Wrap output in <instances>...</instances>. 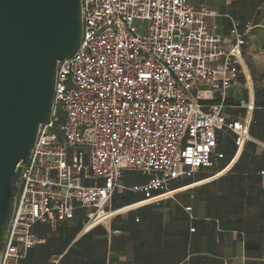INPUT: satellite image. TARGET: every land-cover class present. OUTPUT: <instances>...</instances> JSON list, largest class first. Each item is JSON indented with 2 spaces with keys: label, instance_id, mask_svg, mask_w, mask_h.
<instances>
[{
  "label": "built area",
  "instance_id": "1",
  "mask_svg": "<svg viewBox=\"0 0 264 264\" xmlns=\"http://www.w3.org/2000/svg\"><path fill=\"white\" fill-rule=\"evenodd\" d=\"M81 14V45L58 64L52 119L23 165L0 264H26L44 242L38 223L56 228L80 213L84 229L105 225L118 188L153 198L213 167L220 130L236 133L239 148L250 139L223 113L247 44L232 17L224 48L208 23L214 12L189 0H82ZM124 171L148 179L128 187Z\"/></svg>",
  "mask_w": 264,
  "mask_h": 264
},
{
  "label": "crops",
  "instance_id": "2",
  "mask_svg": "<svg viewBox=\"0 0 264 264\" xmlns=\"http://www.w3.org/2000/svg\"><path fill=\"white\" fill-rule=\"evenodd\" d=\"M189 1L214 12L208 23L224 48L234 41L231 17L245 34L240 84L228 89L223 113L245 123L250 139L239 148L236 133L220 130L217 151L224 156L153 198L118 188L108 224L84 229L80 213L56 228L36 224L44 242L26 264H264V0ZM123 175L128 187L148 179Z\"/></svg>",
  "mask_w": 264,
  "mask_h": 264
},
{
  "label": "water",
  "instance_id": "3",
  "mask_svg": "<svg viewBox=\"0 0 264 264\" xmlns=\"http://www.w3.org/2000/svg\"><path fill=\"white\" fill-rule=\"evenodd\" d=\"M82 0H0V247L23 165L51 121L57 67L83 38Z\"/></svg>",
  "mask_w": 264,
  "mask_h": 264
},
{
  "label": "rangeland",
  "instance_id": "4",
  "mask_svg": "<svg viewBox=\"0 0 264 264\" xmlns=\"http://www.w3.org/2000/svg\"><path fill=\"white\" fill-rule=\"evenodd\" d=\"M136 24L139 26V27H143V24H144V21H142V20H136ZM52 131H54V132H57V130L56 129H53Z\"/></svg>",
  "mask_w": 264,
  "mask_h": 264
},
{
  "label": "trees",
  "instance_id": "5",
  "mask_svg": "<svg viewBox=\"0 0 264 264\" xmlns=\"http://www.w3.org/2000/svg\"><path fill=\"white\" fill-rule=\"evenodd\" d=\"M237 24H238V23H237ZM238 25H239V24H238ZM239 29H240V25H239ZM240 31H241V30H240ZM235 140H236V137H235ZM217 143H218V139H217ZM236 144H237V143H236ZM218 146H219V143H218ZM217 149H218V147H217ZM217 152H218V151H217ZM221 153H222V152H221ZM223 156H224V154H223ZM221 158H222V157H221ZM217 159H220V158H216V159H215V163H216V160H217ZM202 169H203V168H202ZM199 170H201V169H199ZM199 170H198V171H199ZM260 173H261V172H260ZM261 176H262V175H261Z\"/></svg>",
  "mask_w": 264,
  "mask_h": 264
}]
</instances>
